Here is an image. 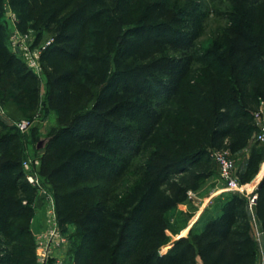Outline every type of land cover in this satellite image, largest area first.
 <instances>
[{"label":"trees","instance_id":"obj_1","mask_svg":"<svg viewBox=\"0 0 264 264\" xmlns=\"http://www.w3.org/2000/svg\"><path fill=\"white\" fill-rule=\"evenodd\" d=\"M4 1L0 0L1 73L28 87L30 97L38 101V77L6 45ZM76 1L83 4L88 34L94 40L90 55L69 34L78 15L61 21ZM137 1L9 0L22 26L30 24L36 32L55 30L54 43L41 61L51 69L48 84L61 127L48 140L42 160L54 189L59 226L74 224L81 232L72 264H257L249 200L238 193L228 195L218 218L177 239L166 253L160 250L169 243L166 216L213 175L208 148L236 154L250 148L258 131L254 114L239 101L237 83L243 79L264 92V26L260 25L264 0H224L227 25L204 52L197 46L202 14L196 8L175 12L164 0H154L113 53L108 32L117 25L119 13L130 12L129 3ZM206 60L213 61L217 74L212 94L196 104L201 119L182 120V126L193 131L176 144L178 151L167 148L157 154L154 165L135 166L193 66ZM62 62L75 67L61 70ZM82 64L89 70L81 72ZM73 87L93 101L91 108L73 112ZM20 146L12 135L0 137L1 152L18 153ZM250 151L242 179L237 172L241 185L250 183L264 163L263 150L255 145ZM131 171L137 181L108 199H100L97 187L83 185L89 178L115 182ZM255 193L254 215L264 231V186ZM32 195L23 163L3 161L0 264L37 263L30 228L35 211L28 201ZM18 220H28V226L16 229ZM3 239L22 245L12 248Z\"/></svg>","mask_w":264,"mask_h":264},{"label":"rangeland","instance_id":"obj_2","mask_svg":"<svg viewBox=\"0 0 264 264\" xmlns=\"http://www.w3.org/2000/svg\"><path fill=\"white\" fill-rule=\"evenodd\" d=\"M154 0H138L129 3L131 11L128 13H119L117 25L111 28L109 34V48L113 53L126 36L127 32L135 27L141 19L145 6ZM169 4L173 11L178 12L181 9L196 8L203 16L202 34L197 41L198 49L204 52L212 42L217 38L221 30L227 25L223 18L227 3L224 0H164ZM81 1L68 9L61 21L69 19L74 14L78 15L77 21L73 24L69 34L77 37L81 42L86 55H90L94 50V40L88 34V21L82 10ZM263 13V19L260 25L264 26V2L260 4ZM2 23L5 34V42L9 51L20 59L30 71H32L39 80V100L34 101L30 97L28 87L21 85L14 77L5 76L0 70V105L5 114H0V137L3 135H12L15 140L20 142L18 153L1 152L0 164L8 159L20 160L23 165L27 164L25 175L32 174L36 176V183L31 184L26 178V182L33 191V195L28 198L32 206L35 204L43 205L45 210V228L48 230L47 221L49 220L51 199H54V189L46 176L47 167L44 166L43 157L46 153L47 142L50 137L61 127L58 119V113L52 103L53 93L48 84V76L51 69L41 61L43 52L54 43L55 30H46L42 28L34 31L30 24L22 26L18 13L12 8L9 0L4 1V14ZM264 54V47L262 48ZM75 67L74 63L62 62L61 70L68 71ZM89 70L87 64H82L81 72ZM216 68L212 60H206L203 64H195L189 77L185 80L180 93L165 108L164 120L159 126L154 136L148 141L143 149L141 156L135 161L136 165H145L147 167L157 163V154L165 152L167 148L178 151L176 144L183 143L185 135L193 131L192 128L183 127L182 120L187 117L201 119V112H197L196 104L202 99L212 94V83ZM240 98L239 101L244 104L254 114L257 129L264 126V92L256 85L249 86L243 79L237 83ZM74 94L71 98V107L73 112L82 111L91 108L93 101L84 94L80 93L75 87L71 88ZM20 120L28 121L30 126L27 131L21 132L17 129L16 123ZM257 145L264 151V144L256 142L255 135L251 141V146ZM250 146V148H251ZM250 148H244L236 154H231L236 163V170L242 179V174L246 167L247 156ZM209 158L211 160L213 175L201 183V189L198 192H192V199L179 205L172 210L165 218L169 243L162 247L161 254L166 253L171 245L179 239V235H189L194 229L198 230L203 221L200 222L199 215L205 211H213L222 208L225 199L233 193L228 190L226 183L221 179L219 168L212 158V154L217 151L208 148ZM264 175V163L261 166L260 173L247 184H242L245 197H249L257 191V185ZM137 181L134 171H131L126 177L117 181L109 179L98 180L89 178L83 185L97 187L101 191L100 199H108L117 193H122L127 187L132 186ZM12 195H19L11 192ZM249 195V196H248ZM16 229L28 226V220H18L14 222ZM59 226V224H58ZM60 234L64 244H59L56 253H60V260L63 264H72V254L76 251L80 243L81 232L79 228L70 224L65 228L59 226ZM34 236V246L37 257V242ZM5 244L10 247H21L20 242H11L3 239ZM33 246V247H34ZM37 263L38 258L36 259Z\"/></svg>","mask_w":264,"mask_h":264},{"label":"built area","instance_id":"obj_3","mask_svg":"<svg viewBox=\"0 0 264 264\" xmlns=\"http://www.w3.org/2000/svg\"><path fill=\"white\" fill-rule=\"evenodd\" d=\"M0 114H5L0 105ZM17 129L21 132H25L28 130L30 123L28 121L20 120L16 123ZM256 142L260 144H264V126H260L258 128L257 133L255 134ZM212 158L216 165L219 168V173L221 179L226 183L229 191L233 193H238L243 196L244 190L242 185L240 184L239 177L236 170V163L232 159L230 153L228 151H215L212 154ZM24 170L28 168V165H23ZM29 183H36V176L32 174H28L26 176ZM192 192L189 193L190 198L192 199ZM249 196V195H248ZM249 205L253 209V206L256 204L257 194L253 193L248 197ZM26 204V202H24ZM50 212H49V220L47 221L48 230L44 231L42 235L37 239V258L39 264H63L62 261L58 258H55V251L59 244H64L66 241L63 240L60 234L58 219L56 215L55 203L54 199H51L49 204ZM255 220L251 223L253 224ZM253 236L255 238V242L257 244V252H258V262L257 264H264V231L255 229L253 232Z\"/></svg>","mask_w":264,"mask_h":264},{"label":"crops","instance_id":"obj_4","mask_svg":"<svg viewBox=\"0 0 264 264\" xmlns=\"http://www.w3.org/2000/svg\"><path fill=\"white\" fill-rule=\"evenodd\" d=\"M250 152L251 151L249 150L248 156H247V160L250 157ZM35 205L36 206L33 207L35 213H34L33 218L30 221V228H31V231H32L33 235L35 236V238L38 239L39 236L42 235V233L44 232V228H45V218L46 217H45V210H44L43 205H40L39 203L38 204H35ZM221 212H222V208L218 209V211H216V210L209 211V212H206L205 211L202 215H199L200 222L203 221V224H202V226L198 230H200L204 226V224L207 223L208 221H210L212 219L218 218L221 215ZM253 213H254V210H253ZM254 220L255 221L252 224V232H254L255 229L263 230L262 227H261V225L255 219V215H254ZM186 236L187 235H184L183 234V235H179L178 238L186 237ZM54 255H55V258L60 259L61 254L59 252L58 253L55 252Z\"/></svg>","mask_w":264,"mask_h":264},{"label":"water","instance_id":"obj_5","mask_svg":"<svg viewBox=\"0 0 264 264\" xmlns=\"http://www.w3.org/2000/svg\"><path fill=\"white\" fill-rule=\"evenodd\" d=\"M263 186H264V175L257 186V190L262 189ZM247 215H248L249 221L252 222L254 220V213L250 205L247 206Z\"/></svg>","mask_w":264,"mask_h":264}]
</instances>
